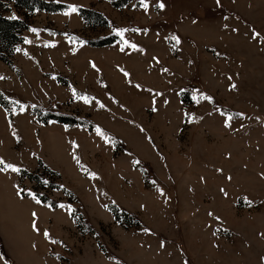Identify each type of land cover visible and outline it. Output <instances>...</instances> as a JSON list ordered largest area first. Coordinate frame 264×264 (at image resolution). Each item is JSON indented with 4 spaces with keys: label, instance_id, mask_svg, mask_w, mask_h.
<instances>
[{
    "label": "rangeland",
    "instance_id": "1",
    "mask_svg": "<svg viewBox=\"0 0 264 264\" xmlns=\"http://www.w3.org/2000/svg\"><path fill=\"white\" fill-rule=\"evenodd\" d=\"M39 1L0 0V264H264V0Z\"/></svg>",
    "mask_w": 264,
    "mask_h": 264
},
{
    "label": "trees",
    "instance_id": "2",
    "mask_svg": "<svg viewBox=\"0 0 264 264\" xmlns=\"http://www.w3.org/2000/svg\"><path fill=\"white\" fill-rule=\"evenodd\" d=\"M21 6L26 7L27 9L33 8H41V9H49L52 7H46L43 5L39 0H15ZM102 22V21H99ZM25 29V24L22 22L21 19L6 17L0 14V60L4 63H9V57L11 55L12 49L14 45L21 40V32ZM109 40L107 42H103L101 44H106L111 42ZM59 117V121L61 122H69V123H82L80 121H73L69 117L61 116V115H54ZM83 124V123H82ZM20 177L23 175L20 174ZM40 201L44 202L42 197L39 198Z\"/></svg>",
    "mask_w": 264,
    "mask_h": 264
},
{
    "label": "snow or ice",
    "instance_id": "3",
    "mask_svg": "<svg viewBox=\"0 0 264 264\" xmlns=\"http://www.w3.org/2000/svg\"><path fill=\"white\" fill-rule=\"evenodd\" d=\"M141 2L143 3V0H141ZM217 2H219V0H217ZM145 7H147V5H144ZM160 8H163L164 7V5L163 4H160V5H158ZM69 11L70 12H75L76 11V8L74 7V6H71V5H69ZM66 15L67 14H69V13H65ZM117 34L118 35H122V31H118L117 32ZM258 35V34H257ZM173 39H176L175 37H173ZM179 41L177 40V43H178ZM133 47H135L134 45H133ZM121 50H123V49H121ZM87 102V101H86ZM101 107H103V105H101ZM230 119V118H229ZM97 132H98V134H99V129H97ZM0 165H2L3 166V168L4 169H11L12 171H18V169L17 168H15L13 165H10V164H6L3 160H0ZM38 202V201H37ZM47 233H45V236L47 237Z\"/></svg>",
    "mask_w": 264,
    "mask_h": 264
}]
</instances>
